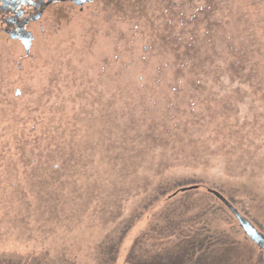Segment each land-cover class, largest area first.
<instances>
[{"label": "rangeland", "instance_id": "374dc122", "mask_svg": "<svg viewBox=\"0 0 264 264\" xmlns=\"http://www.w3.org/2000/svg\"><path fill=\"white\" fill-rule=\"evenodd\" d=\"M27 29L28 53L0 33V256L101 264L128 219L114 264L143 233L141 264H264L215 197L141 198L193 175L264 235V0L56 2Z\"/></svg>", "mask_w": 264, "mask_h": 264}, {"label": "trees", "instance_id": "16d2710c", "mask_svg": "<svg viewBox=\"0 0 264 264\" xmlns=\"http://www.w3.org/2000/svg\"><path fill=\"white\" fill-rule=\"evenodd\" d=\"M199 182H203V181L193 175H187V174L174 175V173H172V174H165L162 176H158L156 177L155 180L152 181L151 183L152 185L149 186L148 190L143 192V194L141 195V198L143 199L142 207L143 209L149 208L153 206L154 204H156V202L162 200L166 196H168V198L172 196L174 197L178 196L179 198L180 197L185 198V197H190L193 194H197V196L200 195L201 197L208 195V196H213L217 200L220 201L221 207L219 208L223 207L225 212L228 211L232 216H234L231 210L227 207V205L223 201V199H226V198L219 191L215 189L208 187L206 189V192H196L197 191L196 189L199 187V184H194V185H197L195 188L187 189L182 192L178 191V188L182 185L189 186V184L199 183ZM177 193H179V195ZM226 200L230 204H232L229 201V199H226ZM165 203L166 205H164L163 214H165V220L167 219V221L165 222L164 225L160 227L161 230L159 229L160 231L159 234L166 233L165 226H168V225L172 226L170 229H175L178 226V222L174 221L170 216H168L170 212H172L170 214L179 215V214H183V213H186L192 210V207L186 201H183L180 204H175L174 200L173 201L171 200L169 202L165 201ZM125 221H127L125 225L118 227V224H117L115 225V227L109 228L104 232L102 239L100 240L101 242L100 244H103L102 250L100 252L99 257L96 255V258H100L101 264H114V261L116 260V257H117L119 245L121 244L125 234L127 233L132 223V221L128 219H126ZM179 233L183 234L179 237V239H182L185 237V234H186L185 232L179 231ZM143 237L144 238L146 237V233H143L134 238V240L131 243L129 252H127L126 254V259H125L124 264H141L139 261V258L138 257L135 258L134 256L137 253L141 254L142 253L141 249L143 247L145 249H148L146 248V245L143 246V244H145ZM192 246L193 245H190V246L184 245L180 248L179 251H184L183 255L179 254V257L181 259L183 258L181 261L182 264H183V260L186 259L185 253H188L187 250H189L190 252L188 254L194 253L195 248H192ZM2 255L3 256H0V264H65L61 261L62 259L59 257H53V258L46 259L44 255H41L33 259L31 258L30 260L28 259L26 261L21 262L20 258L15 259V257H10L9 256L10 254L8 255L2 254ZM150 264H161V263H160V260H152Z\"/></svg>", "mask_w": 264, "mask_h": 264}, {"label": "flooded vegetation", "instance_id": "af4514ba", "mask_svg": "<svg viewBox=\"0 0 264 264\" xmlns=\"http://www.w3.org/2000/svg\"><path fill=\"white\" fill-rule=\"evenodd\" d=\"M91 1L93 0H0V33L3 32L8 38L18 40L22 46L23 37L27 35L30 37V48L33 34L27 29V24L38 20L51 4L71 3L82 9Z\"/></svg>", "mask_w": 264, "mask_h": 264}, {"label": "water", "instance_id": "95a60500", "mask_svg": "<svg viewBox=\"0 0 264 264\" xmlns=\"http://www.w3.org/2000/svg\"><path fill=\"white\" fill-rule=\"evenodd\" d=\"M25 36V34H23ZM23 46L25 53L29 52V45H30V37L27 35L23 37ZM15 94H19V89H15ZM197 185H189L183 186L178 189V191L182 192L187 189L195 188ZM176 193V192H175ZM224 203L233 213L235 219L239 227L241 228L242 232L255 244H257L261 249H264V235L259 232L253 224L244 216L242 215L232 204H230L226 199H223Z\"/></svg>", "mask_w": 264, "mask_h": 264}]
</instances>
